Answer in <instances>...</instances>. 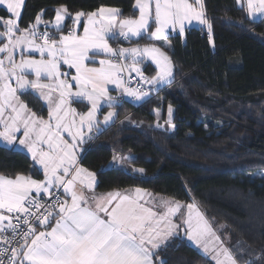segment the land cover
Segmentation results:
<instances>
[{"label":"snow or ice","instance_id":"6c2138e0","mask_svg":"<svg viewBox=\"0 0 264 264\" xmlns=\"http://www.w3.org/2000/svg\"><path fill=\"white\" fill-rule=\"evenodd\" d=\"M24 3L25 0H0L9 14L8 19L0 17V27L4 29L0 38L6 41L0 45V53L6 54L0 58V125H3L0 138L24 146L31 154L34 172L41 173L43 179L19 173L14 178L0 174V239L16 245L11 249L0 248V264H5V259L7 264H156L154 257L159 264H166L157 253L181 227L186 226V234L197 243L211 232L198 209L193 227L192 211L196 204H187L188 217L181 219L180 210L185 205L180 201L154 196L141 188L86 197L76 186L94 192L96 173L77 166L76 149L85 141V129L89 138L93 129L96 134L105 130L97 117L102 109L101 101H106L109 107L117 102V97L108 94V84L123 88L137 100L148 95L125 87L126 68L150 85L173 75L169 57L155 45L113 48L109 40H128L147 34L149 39L166 41L167 29L178 27L183 33L185 22L193 21L207 25L211 32L204 0H135L133 11H139L136 18H121L122 10L115 7L102 5L94 11L72 14L66 5H60L55 9L54 21H43L44 10H41L34 22L20 28ZM246 6L249 15H264V0H246ZM82 17H86V22L80 34L77 27ZM66 18H71L74 26L63 34ZM42 23H52L55 32L38 31ZM152 23L156 27L149 31ZM17 48L38 52L40 58L21 54L17 62L14 55ZM129 54L130 65L118 63L117 59H100L99 67L89 66L97 63L95 58L100 55L126 59ZM145 57L159 67L151 79L144 77L137 66ZM63 65L68 66L69 72L61 71ZM71 69L75 75H70ZM30 75L35 78L29 79ZM33 90L48 108L47 119L38 116L20 99ZM84 101L90 103L86 113H79L71 106ZM168 112L171 118V106ZM117 115L114 110L107 112L103 125H108ZM21 132L22 136L18 137L17 133ZM112 159L116 161L117 156ZM133 171L143 173L144 169ZM61 193L70 196L71 203L62 200ZM90 199L94 207L90 206ZM9 230L10 237L5 235ZM222 255L223 260L214 257L216 264H237L227 248L222 250Z\"/></svg>","mask_w":264,"mask_h":264},{"label":"trees","instance_id":"16d2710c","mask_svg":"<svg viewBox=\"0 0 264 264\" xmlns=\"http://www.w3.org/2000/svg\"><path fill=\"white\" fill-rule=\"evenodd\" d=\"M134 3L26 0L19 25L28 27L41 10L43 21H53L60 5L72 14L102 5L117 7L124 17L135 18ZM204 4L211 32L200 27L188 29L185 37L171 34L166 41L147 35L111 40L115 48L157 45L169 57L173 76L152 86L141 102L119 98L111 107L104 106L100 118L109 110L118 115L108 125L100 120L105 130L96 134L93 129L91 138L86 137L80 163L96 173L98 193L141 188L167 199L195 202L215 226L225 225L227 247L239 264H264V19H250L236 0ZM7 15L0 7V16ZM65 25L63 32L73 20L67 18ZM140 64L142 73L155 76L154 63L143 59ZM21 98L47 115L35 92ZM75 106L81 112L90 107L86 101ZM169 106L174 108L173 130L157 126V121L167 119ZM114 155L129 158L121 159L124 168L110 167ZM32 165L28 153L0 144V174L42 179ZM141 168L143 173L133 171ZM157 256L166 264H215L181 235L171 238Z\"/></svg>","mask_w":264,"mask_h":264},{"label":"crops","instance_id":"0c3cea01","mask_svg":"<svg viewBox=\"0 0 264 264\" xmlns=\"http://www.w3.org/2000/svg\"><path fill=\"white\" fill-rule=\"evenodd\" d=\"M237 1V0H236ZM25 3H26V0H25ZM25 3H24V5H23V8H22V12H23V9H24V6H25ZM238 4V3H237ZM238 6H240V7H242V8H245L246 9V11H247V6H246V0H241V3L240 4H238ZM0 7L1 8H4V9H6V5H0ZM106 7H111V6H106ZM115 8H117V7H115ZM247 14H248V12H247ZM138 15H139V11H138ZM138 15H137V17H138ZM248 16L250 17V19H252V20H261V19H264V15H260V14H256L255 16H251V15H249L248 14ZM1 17V16H0ZM4 19H8L9 18V14L6 16V17H3ZM14 18V17H13ZM121 18H126V17H124L123 15H122V17ZM136 18V17H135ZM20 19H21V17H20ZM66 20H67V18H66ZM66 20L64 21V24L66 23ZM54 21V20H53ZM81 21H82V23H81V25H79L78 27H77V30H78V32L80 33V34H83V23L84 22H86V17H82L81 18ZM49 25H50V28L52 29V31L53 32H55V29H54V27H53V24L52 23H49ZM153 25V29L151 30V31H154V29H155V27H156V25L154 24V23H152L151 24V26ZM20 26V25H19ZM40 26V25H39ZM74 25H72L71 27H73ZM206 28L207 27V25H201L199 22H196V21H193L191 24H189L188 22H185V30H184V32L183 33H180L179 32V29H178V27L175 29V30H173V29H167L166 30V32L168 33V35H167V38H168V36H170L171 34H178V35H181L182 37H185V35H186V32H187V30L188 29H190V28ZM21 28V27H20ZM149 31H150V29H149ZM63 34H67V32H63ZM56 35H59V33H56ZM144 35H147V34H144ZM138 38H140V37H131L130 39H128V40H136V39H138ZM122 40H125V39H123V38H121ZM2 40L4 41V42H6L3 38H2ZM128 40H126V41H128ZM151 40H153V39H151ZM155 41V40H154ZM161 41H164V40H161ZM38 43L40 42L39 40L37 41ZM109 44L111 45V47H113V48H115L113 45H112V43H111V40H109ZM150 46H152V45H150ZM156 47H158L157 45H155ZM158 48H160V47H158ZM161 49V48H160ZM21 51H22V54H24L25 56H32L33 58H35V59H39L40 58V55H39V53L38 52H35V51H27V50H23V49H21V48H17L16 50H15V55H16V61L17 62H19V58H20V56H21ZM161 51L166 55V53H165V51L164 50H162L161 49ZM128 58L129 59H118V58H113V57H111V56H106V55H100V56H97L95 59H96V61H97V63H93V64H89V66L90 67H99V63H98V61L100 60V59H117V62L118 63H121V64H128V65H130L131 63H132V60H131V56H130V54L128 55ZM146 61H150V62H152V63H154V65L156 66V68H157V72H156V74H155V76L157 75V73H158V71H159V67L156 65V63H155V61H153V60H151V58H148V57H145L144 58ZM7 65V64H6ZM138 67H140L141 68V71L143 72V67H142V65L139 63L138 65H137ZM61 71L62 72H69V68H68V66L67 65H63L62 67H61ZM132 73H135V72H130V70L129 69H125L124 70V73H123V75H126V76H128L129 74H132ZM70 75H75V70L74 69H71V71H70ZM173 76V75H172ZM172 76L171 77H168L166 80H164V81H160V82H158V83H156V84H152V86L153 87H155V86H160V85H163V84H165L166 82H168L169 80H171L172 79ZM29 79H34L35 77H34V75H30L29 77H28ZM123 80H124V78H123ZM43 83H48V81L47 80H43L42 81ZM124 84H125V87H127L126 86V83H125V80H124ZM107 88H108V94L109 95H111V96H114V97H117V99H119V98H128V99H133L134 97H130V96H128L125 92H124V90H123V88H120V87H118L117 85H115V84H108L107 85ZM75 90V89H74ZM33 92H35L34 90H33ZM20 98H21V96H20ZM21 100H23L22 98H21ZM135 102H139V101H141V99H139V100H137V99H133ZM24 101V100H23ZM87 102V101H86ZM88 103V102H87ZM89 105H90V103H88ZM101 104H102V108L104 107V106H107L108 105V103L106 102V101H101ZM73 108H75L76 110H77V112H79V113H86V112H81L80 110H78L77 108H76V106H75V104L73 103L72 105H71ZM29 107V106H28ZM46 107V106H45ZM31 110H32V108L31 107H29ZM47 108V107H46ZM172 108V118H173V113H174V108L173 107H171ZM102 110V109H101ZM100 110V111H101ZM100 111H98V113H97V117H98V119H99V121L100 120H102L103 121V117L102 118H100ZM109 111H112V110H109ZM108 111V112H109ZM47 117H48V108H47ZM47 117H45L46 119H47ZM77 119H79V117L77 116ZM1 126V125H0ZM85 132H86V130H85ZM65 138L66 139H68V137L67 136H65ZM86 138V137H85ZM0 140H2V142H5V143H7L8 144V142L7 141H5V140H3V138H0ZM2 142H0V144H2ZM69 142H71V141H69ZM27 150V149H26ZM76 152H77V161H78V165L77 166H79V167H83V168H85L84 166H82L81 165V163H80V155H81V153H82V148H81V146L80 147H78L77 149H76ZM29 153V152H28ZM29 155L31 156V154L29 153ZM87 169V168H86ZM90 172H93V171H91V170H89ZM19 174H24V173H19ZM3 175H5V174H3ZM24 175H28V174H24ZM6 176H8V175H6ZM10 177H12V178H14V176H10ZM34 178V177H33ZM34 179H36V178H34ZM43 179V178H42ZM95 180H96V177H95ZM76 190L78 191V192H80L81 190H83V192H84V194H85V196L86 197H91L92 195H99V194H103V193H98L97 191H96V185H95V187H94V192H90V191H88L87 190V188H81V186L79 185V184H77V186H76ZM124 190H126V189H124ZM124 190H120V191H124ZM149 192V191H148ZM107 193V192H106ZM149 193H152V192H149ZM154 196H158V197H162V196H160V195H158V194H154V193H152ZM62 195H63V200L64 199H67L68 201H69V203H71V199H70V196H67V195H65V194H63L62 193ZM164 198V197H163ZM145 199H148V197H145ZM165 199H167V198H165ZM89 204H90V206H93L94 207V201H92L91 199L89 200ZM55 223V221L53 220V224ZM38 231H40V230H43L42 228H38L37 229ZM50 230V229H49ZM175 236H177V235H174V236H171V237H169L168 238V240L165 242V244L171 239V238H173V237H175ZM165 244H163V245H161V247H163ZM154 259V261H156V259H155V257L153 258ZM156 264H159V262H157L156 261Z\"/></svg>","mask_w":264,"mask_h":264},{"label":"rangeland","instance_id":"374dc122","mask_svg":"<svg viewBox=\"0 0 264 264\" xmlns=\"http://www.w3.org/2000/svg\"><path fill=\"white\" fill-rule=\"evenodd\" d=\"M4 29L2 27H0V31H3ZM4 43V41L2 40V38H0V45H2ZM21 54H22V51H21ZM6 54L4 53H0V58H2L3 56H5ZM15 55V54H14ZM24 55V54H23ZM25 56V55H24ZM21 57V56H20ZM27 57V56H25ZM15 59H16V55H15ZM20 59V58H19ZM7 64V62H6ZM7 66V65H6ZM170 81V80H169ZM168 81V82H169ZM167 83V82H166ZM13 86L15 87V81L13 80ZM157 86H155L156 88ZM19 94V93H18ZM21 99V98H20ZM144 99V98H143ZM23 101V100H22ZM142 101V100H141ZM140 101V102H141ZM25 102V101H24ZM75 104V103H74ZM77 108V107H76ZM79 110V109H78ZM32 111H34L32 109ZM36 112V111H35ZM38 116H42V117H47L46 116H43L42 114L43 113H39V112H36ZM7 112L5 113V116H7ZM46 119V118H45ZM78 120V119H77ZM157 125H159V127H170L171 130L174 129L173 126L174 125V122H173V118L171 116V118L169 117V114H168V117L167 119L165 120V122L163 123H159V121H157ZM3 130V125L0 126V131ZM86 130V137L89 136V134L87 133V129ZM91 135V134H90ZM17 136H22V132L21 133H17ZM86 139V138H85ZM0 142H2V140H0ZM84 143L85 141L83 142L81 146V148L84 146ZM3 145L7 146V147H11V148H14V149H18V150H21V151H24L26 153H28V151L26 150V148L22 145H19L18 144V141L16 142H13L12 144H7L5 142H2ZM29 154V153H28ZM110 167H120V168H124L125 167V163L117 156V160L116 161H112V163H110ZM89 170V169H88ZM183 205H185V207H182L181 210H180V218L181 219H187L188 217V209L186 207L187 204H190V203H184V202H181ZM191 203H195V202H191ZM196 204V203H195ZM197 206V205H196ZM198 211L202 214L203 218L208 222V224L210 225L211 227V232H209L207 235H205L204 237H202L200 239V242L197 243L195 240H192L188 237V235L186 234V231H185V228L186 226L184 227H181L178 231V233L176 234L177 236H183V237H187L188 238V241L193 245L195 246L200 252L204 253L205 255L209 256L213 262L216 264V260L214 259V257L216 256H219V259L223 260L224 259V256L222 255V250L224 248H227V243L230 239V236L224 231V228H225V225L223 224H219L217 226H215L213 224V222L207 218L203 212L200 210V208L197 206L195 209H193L192 211V216H193V227H195L196 225V222H197V218H196V211ZM176 222H179V220H176ZM217 237L219 239H217ZM205 248H207V251H205ZM229 250V249H228ZM237 264H239L237 262Z\"/></svg>","mask_w":264,"mask_h":264},{"label":"built area","instance_id":"2783aa9c","mask_svg":"<svg viewBox=\"0 0 264 264\" xmlns=\"http://www.w3.org/2000/svg\"><path fill=\"white\" fill-rule=\"evenodd\" d=\"M45 30L49 31L50 33H54L52 31V29L50 28V25H48V24L47 25L43 24V26L38 29V31H40V32H43ZM142 74H143L144 77L150 79L149 76L146 75L145 73H142ZM123 78L125 80V83H126L127 87H130V88L136 89V90H140V91H143V92H147L148 95L151 94L152 85L146 83L145 80H143L140 75H137L136 73H132V74H129L128 76L123 75ZM45 199H47V198H45ZM61 199L63 200L62 193H61ZM5 235L10 237L11 236L10 230H9V232L5 233ZM14 246H16V245L15 244H6V243L3 242L2 239H0V248H9V249H11V247H14ZM5 264H7V259H5Z\"/></svg>","mask_w":264,"mask_h":264}]
</instances>
